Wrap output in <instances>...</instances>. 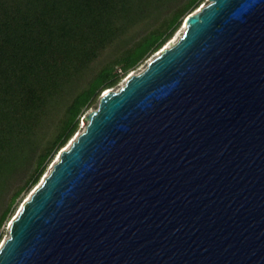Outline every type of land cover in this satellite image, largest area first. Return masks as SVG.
Instances as JSON below:
<instances>
[{
	"label": "water",
	"instance_id": "water-1",
	"mask_svg": "<svg viewBox=\"0 0 264 264\" xmlns=\"http://www.w3.org/2000/svg\"><path fill=\"white\" fill-rule=\"evenodd\" d=\"M184 22L81 118L0 264H264V0Z\"/></svg>",
	"mask_w": 264,
	"mask_h": 264
},
{
	"label": "trees",
	"instance_id": "trees-1",
	"mask_svg": "<svg viewBox=\"0 0 264 264\" xmlns=\"http://www.w3.org/2000/svg\"><path fill=\"white\" fill-rule=\"evenodd\" d=\"M202 2L0 0V230L100 95Z\"/></svg>",
	"mask_w": 264,
	"mask_h": 264
},
{
	"label": "rangeland",
	"instance_id": "rangeland-1",
	"mask_svg": "<svg viewBox=\"0 0 264 264\" xmlns=\"http://www.w3.org/2000/svg\"><path fill=\"white\" fill-rule=\"evenodd\" d=\"M204 4H207V0H203V2L199 5V7L200 6H202V5H204ZM198 10V8L196 9V10H194V11H197ZM193 11V12H194ZM192 12V13H193ZM183 24H181V28L179 27V29L174 33V35L172 36V39H170L168 42H166L165 43V45H167V44H169L175 37H176V35L182 30V26L184 25V21L182 22ZM181 34V33H180ZM180 36V35H179ZM179 38V37H178ZM177 38V39H178ZM164 45V46H165ZM163 46V47H164ZM162 47V48H163ZM158 52H156V53H154L153 55H151L150 56V58L149 59H147L146 61H144L142 64H140L136 69H134V70H132L129 74H131V73H134V74H138L139 72H141L144 68H145V66H146V64H147V62L151 59V58H153L156 54H157ZM128 74V75H129ZM126 79V78H125ZM125 79H123L122 81H120V83H118L115 87H113V88H111V89H113V90H118L122 85H123V83H124V80ZM96 107H97V104L96 105H94L91 109H89L86 113H85V115L88 113V112H90L91 110H94V109H96ZM83 129H84V124H82L81 123V121L79 122V128H78V131L77 132H81V131H83ZM75 135H76V133L74 134V136L67 142V144L65 145V147L66 146H68L69 144H70V142H71V140H73L74 139V137H75ZM63 149V148H62ZM56 159H57V155L52 159V161L48 164V166H47V168H46V170H45V172H44V176L46 175L45 173L48 171V170H50V165L52 164V162H54V161H56ZM42 175V177H44ZM41 177V178H42ZM41 178H40V180H39V182L41 181ZM39 182L36 184V186L39 184ZM36 186H34L28 193H26L24 196H22L21 198H20V200H19V202L17 203V205H16V207H15V209H14V211H13V213H12V215H11V217H10V219H12V218H14V216L18 213V211H19V209H20V205H21V203L23 202V201H25L28 197H29V195H30V193L32 192V190L36 187ZM9 223V222H8ZM8 223L3 227V228H1V230H0V232H1V238H0V244L2 243V241L7 237V235H8Z\"/></svg>",
	"mask_w": 264,
	"mask_h": 264
},
{
	"label": "bare ground",
	"instance_id": "bare-ground-1",
	"mask_svg": "<svg viewBox=\"0 0 264 264\" xmlns=\"http://www.w3.org/2000/svg\"><path fill=\"white\" fill-rule=\"evenodd\" d=\"M185 29V23H184V25L182 26V30L176 35V37L169 43V44H167L164 48H168L171 44H174L175 42H176V40H177V38L179 37V35H180V33L183 31ZM67 147V146H66ZM65 147V148H66ZM64 148V149H65ZM56 160H58V156H57V159ZM27 200V199H26Z\"/></svg>",
	"mask_w": 264,
	"mask_h": 264
}]
</instances>
